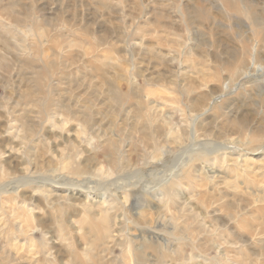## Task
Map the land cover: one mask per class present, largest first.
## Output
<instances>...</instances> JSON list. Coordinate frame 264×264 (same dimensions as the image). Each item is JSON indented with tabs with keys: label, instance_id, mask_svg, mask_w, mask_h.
<instances>
[{
	"label": "rangeland",
	"instance_id": "374dc122",
	"mask_svg": "<svg viewBox=\"0 0 264 264\" xmlns=\"http://www.w3.org/2000/svg\"><path fill=\"white\" fill-rule=\"evenodd\" d=\"M261 144L264 0H0V264H264Z\"/></svg>",
	"mask_w": 264,
	"mask_h": 264
},
{
	"label": "bare ground",
	"instance_id": "6f19581e",
	"mask_svg": "<svg viewBox=\"0 0 264 264\" xmlns=\"http://www.w3.org/2000/svg\"><path fill=\"white\" fill-rule=\"evenodd\" d=\"M262 68V67H261ZM259 70V69H258ZM257 70V71H258ZM261 71L263 70V68L262 69H260ZM263 72V71H262ZM246 77V76H245ZM258 77V76H257ZM101 137V136H100ZM249 144V143H248ZM225 147V146H224ZM227 148H234L233 146H231V147H227ZM258 148H260L259 150H262L263 152H264V145L263 144H261ZM225 149H226V147H225ZM235 149H238V147H236L235 146ZM220 150H221V148H220ZM233 150V149H232ZM240 150V149H239ZM164 152V151H163ZM209 152V151H208ZM204 153V152H203ZM232 153V152H231ZM234 153H235V150H234ZM199 154V153H198ZM239 156V155H238ZM240 158V157H239ZM237 160H236V164H239V159L238 158H236ZM157 160V159H156ZM189 161H191V159L189 160ZM150 163V162H149ZM188 165V164H187ZM67 167V165H64V168H66ZM134 171V170H133ZM173 171V170H172ZM141 172V171H140ZM142 173V172H141ZM178 173H180V172H178ZM60 174V173H59ZM139 174V173H138ZM181 174V173H180ZM182 175V174H181ZM176 176H177V174H176ZM67 177V176H66ZM66 177H65V180L63 179V175H52L51 177H49V178H47V179H44V180H46L45 182H48L49 180H50V183L51 184H53V183H55V182H62V185H63V187H65V189H68L69 191L70 190H77V188L75 189H72V188H70L72 185L71 184H73L71 181H70V179H66ZM204 177L205 178H209L210 179V181L212 180V179H214V176H209L208 177V175L207 174H205L204 175ZM29 179V178H28ZM36 179V178H35ZM168 179H169V177H168ZM26 180V179H25ZM39 180V179H38ZM42 180V179H41ZM48 180V181H47ZM164 180H166V179H164ZM14 181V180H13ZM29 181H30V179H29ZM66 181H67V183H66ZM30 182H32V180L30 181ZM42 182L44 183V181L42 180ZM64 182V183H63ZM68 182H71V183H68ZM76 182V181H75ZM84 182H85V180H84ZM84 182H83V184H84ZM87 182H89V181H87ZM86 182V183H87ZM212 182V181H211ZM23 183V182H22ZM49 182H48V184H50ZM90 183H94V182H90ZM89 183V184H90ZM117 184H119V183H117ZM19 185L20 184H17V183H14V184H6L5 185V187L4 188H2L4 185H2V187L0 188V190L1 191H4V192H6L8 189H11V190H15V189H17L18 187H19ZM45 185H46V183H45ZM81 185V184H80ZM111 185V184H110ZM128 184H125V183H121L120 185H118L117 186V188H120L121 190L123 189V190H125V191H128V189H126ZM10 186V187H9ZM39 186V185H38ZM81 186H83V185H81ZM89 187V186H88ZM87 187V188H88ZM116 188V189H117ZM135 189H136V187H134ZM133 188V189H134ZM79 189H81L80 187H79ZM115 189V188H114ZM86 190V189H85ZM148 189H146V191H147ZM150 190V189H149ZM134 191V190H133ZM116 192V191H115ZM113 193L114 195L116 194V193ZM77 194L79 193L78 191L76 192ZM129 193V195L132 193L131 191H129L128 192ZM128 193H126V194H128ZM138 193V192H137ZM80 194V193H79ZM166 194V193H165ZM133 195V194H132ZM156 195V194H155ZM168 195V194H167ZM111 196V195H110ZM134 196V195H133ZM77 197H78V195H77ZM76 197V198H77ZM73 198H75V197H73ZM134 198V197H133ZM137 197H135L134 199H135V201L137 200L136 199ZM134 199H132V200H134ZM73 200V199H72ZM74 201V200H73ZM135 203V202H134ZM77 205V204H76ZM78 206V205H77ZM108 211V210H107ZM106 214H109L108 212H106ZM109 216V215H108ZM106 218V217H105Z\"/></svg>",
	"mask_w": 264,
	"mask_h": 264
}]
</instances>
